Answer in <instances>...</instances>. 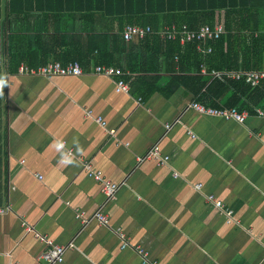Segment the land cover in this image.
Instances as JSON below:
<instances>
[{"label": "crops", "instance_id": "1", "mask_svg": "<svg viewBox=\"0 0 264 264\" xmlns=\"http://www.w3.org/2000/svg\"><path fill=\"white\" fill-rule=\"evenodd\" d=\"M20 2L30 9L19 11V0H0V264H48L40 236L68 246L59 264H264V117L258 115L264 111V79L248 85L258 89L257 98L244 86L222 91L220 106H253L240 124L189 107L199 101L186 87L193 82L172 79L184 74L179 56L176 65L170 62L157 45L168 40L158 35L124 41L132 47L120 45L119 51L113 45L129 92L117 91V77L96 74L95 62L81 76L22 74L23 66L62 63L57 57L65 49L56 42L62 29L122 37L126 21L104 13L89 16L85 26L82 19L88 4L108 10L110 3L130 0ZM139 19L131 23L141 25ZM173 25L183 26L163 24L157 31ZM238 34L242 41L249 37ZM13 36L14 48L21 37L26 50H34L33 67L10 54ZM213 53L200 55V74L210 77L208 84L233 81L210 75L217 70L207 59ZM239 61L237 70L264 72V65L246 70ZM154 145L168 162H138ZM86 161L122 185L113 200L85 171ZM208 195L232 216L210 204ZM98 210L108 216V226L92 220ZM77 212L90 222L81 223Z\"/></svg>", "mask_w": 264, "mask_h": 264}, {"label": "trees", "instance_id": "2", "mask_svg": "<svg viewBox=\"0 0 264 264\" xmlns=\"http://www.w3.org/2000/svg\"><path fill=\"white\" fill-rule=\"evenodd\" d=\"M20 1L19 11L23 12V9L27 7L30 9L31 6L23 5ZM104 6L105 4H100L98 7L97 5H86L82 19L84 26L89 22V16L94 18V13H104L110 17H116L121 24L122 21H126L125 24L127 25L133 24L131 23L133 18L138 17L140 18L139 24L151 26L154 31L160 29L163 24L187 25L190 30L196 31L202 26H214L219 23L224 26L227 35L225 34L215 42H209L214 47V53L207 57L210 69L215 68L218 71L237 70L240 64L239 58L242 59L246 70H250L251 67L260 69L264 65V36L262 34L255 36V32H264V0H130V3L122 5L110 3V5H107L108 10ZM68 10H72V8L68 7ZM162 22L163 24H161ZM120 30L122 31L123 27ZM72 31L69 28H66L65 31L62 29L63 35H57L56 37L57 44L59 42L60 48L65 49L64 54L57 57V60L61 61L62 64L78 61L82 68H86L92 62H95V66L105 65L124 70L120 58L117 57V54H114L113 48L114 45L115 51H119L120 45L124 48L128 46L124 42L123 36L121 37L119 34L87 36L76 34L74 28H72ZM242 31L249 33V37L247 36L245 41L240 40L241 37L238 34ZM13 38L14 36L11 37L10 41V54L17 59L18 64L26 62L33 67L35 60H32V54L34 50L27 51L24 44L26 40L24 38L23 41L21 37L19 40L22 45L19 48H14L12 45ZM37 39L35 37V42ZM140 44L144 47L145 42L141 41ZM157 45L161 47L162 52L167 55V59L173 64L176 63L174 61L175 56H179V62L176 64L181 66L180 69L184 74L176 75L172 79H183V82L190 79V82L193 83L186 87L190 88V92L200 102L213 107H220L218 100L223 94L222 91L228 89L231 85L240 88L244 86L249 92L252 90L243 81L224 82L214 80L208 84L210 77L200 74L201 53L197 50V43L195 42L187 43L184 47L178 41H159ZM128 47L131 48L132 46ZM35 53H40V51L38 52L37 49ZM38 55L36 54V56ZM156 55L157 51L155 50V52L149 54V58ZM215 57L217 59L214 61ZM127 66L131 71H137V68H132L128 62ZM184 66L190 68L183 69ZM83 70L85 71L84 68ZM192 72L194 73L192 74ZM185 85H187L186 82ZM257 90L251 91L253 97L257 98ZM259 103L257 102V105ZM229 106H237L240 111L246 108H251L252 111L253 107L249 103H242L241 101H236V103Z\"/></svg>", "mask_w": 264, "mask_h": 264}, {"label": "built area", "instance_id": "3", "mask_svg": "<svg viewBox=\"0 0 264 264\" xmlns=\"http://www.w3.org/2000/svg\"><path fill=\"white\" fill-rule=\"evenodd\" d=\"M225 34L226 30L222 24H215L214 26L205 25L196 31L190 30L186 25H183L182 27H177L176 25H173L165 27L160 31H154L151 26L131 24L126 26L122 36L124 41L126 42H131L134 40H144L151 35H158L162 40L178 41L182 46L190 42H195L197 43V50L199 51V53L206 55L212 53L213 51L212 47L208 46V43L210 41H217L221 39L222 36H224ZM19 71L22 74L38 75L47 78H52L54 76H81L85 74V71L83 70L81 65L76 62L65 65L60 62H53L39 68H29L23 66L19 69ZM93 71L96 74H103L108 77H117L118 80L115 82L117 91L129 92L128 83L121 79V76L123 75L121 69L109 66H96L94 67ZM202 72L208 73L205 66H202ZM210 75L214 78L219 79L244 81L247 85H250L252 87H257L260 84L261 80L264 79V72L259 71L212 70L210 72ZM189 107L200 114L212 117H220L226 120L236 121L240 124H245L246 120L250 116V112L247 110L240 111L235 107L207 106L203 103H200L199 101H193L189 105ZM258 115L260 117H264V111L258 110ZM98 120L102 125H106L104 122H102L101 118H99ZM166 128L170 129L171 125H166ZM145 160H156L162 165H164L168 162L169 157L162 155L159 145H154L143 157L138 158V162H142ZM84 169L90 177H93L101 184L102 190L106 195L107 200H113L122 185L118 183H113L112 181L105 179V177L103 176V172L101 170L93 169L90 162L86 161L84 163ZM201 187V185H198V188ZM207 201L210 204L214 205L216 208L225 211L224 213L228 217L232 216V212L225 210L223 203L218 200L214 195H208ZM4 212V209H0V213ZM76 217L84 225H87L90 222L89 220L85 219L84 213L77 212ZM92 220L97 221L102 226H108L110 222L108 216L101 210H98L94 213V215L92 216ZM115 232L121 237V239H125V234L121 231L120 228H116ZM40 239L47 245V249L42 254V259H44L48 264L62 263L68 246L56 244L53 240L48 239L47 237L40 236ZM126 246L127 242L124 241L123 248H125ZM141 252L144 253V251Z\"/></svg>", "mask_w": 264, "mask_h": 264}]
</instances>
